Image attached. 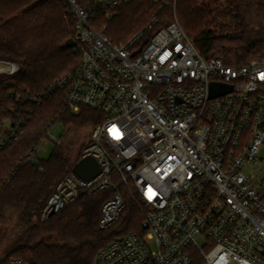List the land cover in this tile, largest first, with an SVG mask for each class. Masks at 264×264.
Segmentation results:
<instances>
[{"label": "built area", "instance_id": "built-area-1", "mask_svg": "<svg viewBox=\"0 0 264 264\" xmlns=\"http://www.w3.org/2000/svg\"><path fill=\"white\" fill-rule=\"evenodd\" d=\"M62 1L76 16L81 60L49 90L64 92L67 110L98 112L81 159L95 158L101 172L85 179L71 170L41 219L82 194L112 188L99 221L110 228L126 207L117 190L124 184L138 203L142 230L111 241L94 264H193L194 251L203 264H264V58H206L178 20L154 29L158 17L116 42L94 27L96 8ZM123 1L99 0L105 7ZM20 69L0 59V74ZM212 82L232 90L211 96ZM57 122L28 152L31 161H39L44 138L60 142L50 135ZM25 125L21 113L8 117L0 148L17 140ZM248 166L256 171L247 173ZM6 264L28 262L12 257Z\"/></svg>", "mask_w": 264, "mask_h": 264}, {"label": "trees", "instance_id": "trees-1", "mask_svg": "<svg viewBox=\"0 0 264 264\" xmlns=\"http://www.w3.org/2000/svg\"><path fill=\"white\" fill-rule=\"evenodd\" d=\"M79 3L96 8L94 27L104 29L116 42L128 39L153 17H158L154 29H159L176 13L206 58L219 56L230 63L264 58V22L255 28L248 18L254 11L264 18V0H227L226 7L219 0H124L106 7L99 0ZM220 18H229V22L220 24ZM226 27L232 30L223 33ZM76 31V16L62 0H0V59L21 65L14 74H0V139L8 117L21 113L26 118L19 138L0 148V220L13 211L15 225L22 229L0 264L12 257L28 264H94L111 241L142 230L138 203L124 184L117 190L126 207L110 228L102 229L99 221L103 204L116 192L112 188L82 194L45 220L40 216L57 183L74 169L81 155L73 160L60 144L48 159L38 162L31 161L28 152L50 124L63 120L70 129L94 123L98 115L85 107L78 114L65 109L64 92L49 90L62 75L79 66L80 55L67 45ZM37 98H41L39 105L34 102ZM192 256L193 264H203L196 252Z\"/></svg>", "mask_w": 264, "mask_h": 264}, {"label": "rangeland", "instance_id": "rangeland-1", "mask_svg": "<svg viewBox=\"0 0 264 264\" xmlns=\"http://www.w3.org/2000/svg\"><path fill=\"white\" fill-rule=\"evenodd\" d=\"M219 1L220 4H222V6L224 7L227 6V0H219ZM173 18L174 19L171 21L178 20L180 22L176 13H174ZM248 18L252 20V23L254 24L253 26H255V28H259L260 23L264 22L263 16L257 13L256 11L251 12ZM171 21H168L167 23ZM227 21L229 22V18H220L219 23L220 24L222 22L227 23ZM219 30H222V28ZM231 30L232 28L226 27L222 30V32L228 33ZM80 111H75L73 113L78 114ZM92 128H93V123L90 124L80 123L78 125H72V128L68 129L66 123L63 120L57 122L53 126L50 135H54L55 137L59 138L60 142L55 143L49 137L44 138L38 150V158L44 160L48 159L52 151L56 147V145L59 144L63 146L65 150L64 153L72 155L73 160L79 158L87 142H89V140L91 139ZM259 157L264 158V147L260 151ZM261 167H262L261 164H259L258 168L260 169ZM255 169L256 166L253 167L248 166L246 168V172L253 173L254 171H256ZM14 217H15V213L13 211H9L6 214V216L0 220V258L1 257L3 258L4 255L7 254L8 249L14 245L15 243L14 240L19 238V236L21 235L22 229L21 227H16L14 222L15 221ZM197 254L201 256L199 253Z\"/></svg>", "mask_w": 264, "mask_h": 264}, {"label": "water", "instance_id": "water-1", "mask_svg": "<svg viewBox=\"0 0 264 264\" xmlns=\"http://www.w3.org/2000/svg\"><path fill=\"white\" fill-rule=\"evenodd\" d=\"M76 41L74 38H70L67 41V45L74 47ZM211 96L223 94L232 90V85L212 82L210 85ZM74 172L85 179H91L97 176L101 172V167L98 161L93 157L82 158L74 167ZM53 214V213H52Z\"/></svg>", "mask_w": 264, "mask_h": 264}]
</instances>
